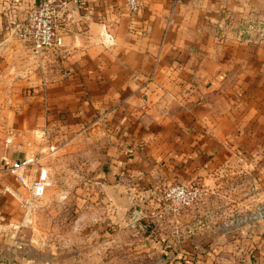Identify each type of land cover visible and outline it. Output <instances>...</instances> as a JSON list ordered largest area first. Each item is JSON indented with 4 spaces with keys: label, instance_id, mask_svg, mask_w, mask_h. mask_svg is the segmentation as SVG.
I'll list each match as a JSON object with an SVG mask.
<instances>
[{
    "label": "crops",
    "instance_id": "crops-1",
    "mask_svg": "<svg viewBox=\"0 0 264 264\" xmlns=\"http://www.w3.org/2000/svg\"><path fill=\"white\" fill-rule=\"evenodd\" d=\"M39 1L0 0V223L27 217L33 200L8 160L49 159L89 136L119 151L133 187L232 171L248 189L240 211L262 207L235 240H210L208 227H187L182 244L146 235L138 247L157 250L149 264H264V0H137L136 11L127 0H50L63 47L34 55L14 28ZM108 229L73 227L89 237L75 239L72 264H112Z\"/></svg>",
    "mask_w": 264,
    "mask_h": 264
},
{
    "label": "rangeland",
    "instance_id": "rangeland-1",
    "mask_svg": "<svg viewBox=\"0 0 264 264\" xmlns=\"http://www.w3.org/2000/svg\"><path fill=\"white\" fill-rule=\"evenodd\" d=\"M61 140L53 139L51 143L56 147L63 144ZM68 147L69 150L67 148L62 155L55 154L49 159H45L47 154L41 150L31 154L37 155L47 167L52 185L41 197L32 200L27 217L21 216L13 225L8 219L1 221V263L8 259V251L12 255L10 264H72L80 252L74 241L82 236L89 237V232L84 235L74 231L73 227L99 225L109 228L107 237L114 244L112 264H149L156 258V248L141 250L138 247L148 234L153 235L149 241L156 245L182 244L191 238L188 228L202 231V227H208L210 240H216L222 232L227 240H235L237 227L251 219L262 218V207H255L253 211L247 207L240 211L244 206L240 208V200L235 199L248 194V189L241 185L242 181H236L240 178L236 172L215 170L210 184L200 179L186 180L184 176H176L169 184L133 187L128 181L131 173L126 164L121 167V154L115 149L112 151L107 142L96 144L87 136L82 137L80 148H73L72 143ZM110 160L115 168L107 181L103 175H106L105 166ZM129 160L126 157L124 161ZM245 173H241L243 182ZM174 184L197 187L195 202L176 211L170 210L164 192ZM143 188H155L156 191L147 198L141 197L139 193ZM262 191L259 188L255 192ZM59 195L62 197L58 198ZM110 209H113L111 217ZM133 212H136L135 216ZM104 241V236L99 234L98 242ZM128 243L132 245L128 246ZM97 253L104 256L99 251Z\"/></svg>",
    "mask_w": 264,
    "mask_h": 264
},
{
    "label": "built area",
    "instance_id": "built-area-1",
    "mask_svg": "<svg viewBox=\"0 0 264 264\" xmlns=\"http://www.w3.org/2000/svg\"><path fill=\"white\" fill-rule=\"evenodd\" d=\"M127 2L131 11L138 9L137 0H127ZM14 32L34 55H39L42 50H56L63 47L62 35L57 29L56 12L50 0H40L31 7L26 13L25 20L15 26ZM5 169L27 188L32 199L41 197L52 185L49 171L37 155L8 160ZM165 190L164 199L172 211L192 205L198 196L197 187L191 185L174 184ZM17 247L20 248L21 245ZM10 263V260H6L0 264Z\"/></svg>",
    "mask_w": 264,
    "mask_h": 264
},
{
    "label": "water",
    "instance_id": "water-1",
    "mask_svg": "<svg viewBox=\"0 0 264 264\" xmlns=\"http://www.w3.org/2000/svg\"><path fill=\"white\" fill-rule=\"evenodd\" d=\"M133 215L135 216L136 215V212H133Z\"/></svg>",
    "mask_w": 264,
    "mask_h": 264
}]
</instances>
